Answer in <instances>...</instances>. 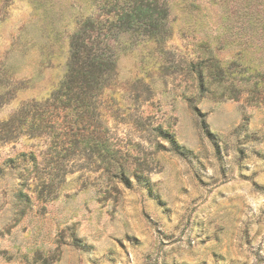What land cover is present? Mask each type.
Returning <instances> with one entry per match:
<instances>
[{
  "label": "rangeland",
  "instance_id": "obj_1",
  "mask_svg": "<svg viewBox=\"0 0 264 264\" xmlns=\"http://www.w3.org/2000/svg\"><path fill=\"white\" fill-rule=\"evenodd\" d=\"M169 4L170 35L123 50L106 95L109 133L132 153L119 159L127 183L75 155L46 189L44 165L27 176L18 157L45 142L8 139L0 124V264H264V100L203 94L185 70L204 49L263 66L264 29L253 40L222 0ZM95 11L93 0H0V123L60 85L70 35Z\"/></svg>",
  "mask_w": 264,
  "mask_h": 264
},
{
  "label": "trees",
  "instance_id": "obj_2",
  "mask_svg": "<svg viewBox=\"0 0 264 264\" xmlns=\"http://www.w3.org/2000/svg\"><path fill=\"white\" fill-rule=\"evenodd\" d=\"M93 2L96 11L79 19L77 29L70 35L67 70L60 85L41 101L25 102L14 115L0 123L2 134L8 139L24 134L45 142L46 148L40 153L23 151L18 157L29 164L24 167L27 176L39 173L40 165H44L48 171L45 177L38 178L46 189L58 183L59 171L75 155L96 163L101 176L128 182L131 163L119 159L132 153L118 145L109 133L107 91H114L118 85V64L123 50L141 41L162 44L170 35L169 0ZM222 3L236 8L243 18L242 26L250 25L255 40L259 28L264 29V17L253 15L264 16V0H222ZM207 52L204 49L197 60L185 65L186 72L203 94L211 92L220 99H239L246 91L253 102L264 100V65L248 71L241 61L225 64ZM169 66V63L162 64L165 70ZM154 130L158 136L170 138L177 149L181 148L169 137L167 129L157 126ZM136 169L140 170L133 175L149 183L150 168L137 165ZM46 189L38 192L39 198H45Z\"/></svg>",
  "mask_w": 264,
  "mask_h": 264
}]
</instances>
